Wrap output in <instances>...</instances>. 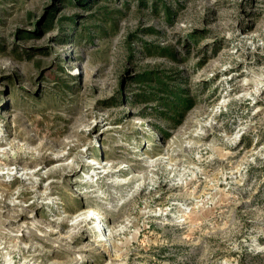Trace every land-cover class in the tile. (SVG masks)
Here are the masks:
<instances>
[{"label": "rangeland", "instance_id": "374dc122", "mask_svg": "<svg viewBox=\"0 0 264 264\" xmlns=\"http://www.w3.org/2000/svg\"><path fill=\"white\" fill-rule=\"evenodd\" d=\"M0 264H264V0H0Z\"/></svg>", "mask_w": 264, "mask_h": 264}, {"label": "bare ground", "instance_id": "6f19581e", "mask_svg": "<svg viewBox=\"0 0 264 264\" xmlns=\"http://www.w3.org/2000/svg\"><path fill=\"white\" fill-rule=\"evenodd\" d=\"M99 234V233H98ZM101 234V233H100ZM103 235H106V230H105V232H104V234Z\"/></svg>", "mask_w": 264, "mask_h": 264}, {"label": "trees", "instance_id": "16d2710c", "mask_svg": "<svg viewBox=\"0 0 264 264\" xmlns=\"http://www.w3.org/2000/svg\"><path fill=\"white\" fill-rule=\"evenodd\" d=\"M180 98H181V100H183V99H184V97H181V96H180Z\"/></svg>", "mask_w": 264, "mask_h": 264}, {"label": "built area", "instance_id": "2783aa9c", "mask_svg": "<svg viewBox=\"0 0 264 264\" xmlns=\"http://www.w3.org/2000/svg\"><path fill=\"white\" fill-rule=\"evenodd\" d=\"M104 234V233H103Z\"/></svg>", "mask_w": 264, "mask_h": 264}]
</instances>
